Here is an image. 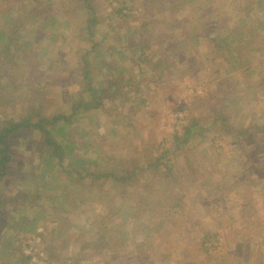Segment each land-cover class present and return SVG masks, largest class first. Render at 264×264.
Segmentation results:
<instances>
[{"label":"rangeland","instance_id":"obj_1","mask_svg":"<svg viewBox=\"0 0 264 264\" xmlns=\"http://www.w3.org/2000/svg\"><path fill=\"white\" fill-rule=\"evenodd\" d=\"M238 1L240 7L235 6ZM94 2L98 23L91 43L78 29L93 16L91 10L79 9L78 18L65 8L68 0H0V129L32 108L42 109L46 116L64 114L69 116L65 128L61 123L46 124L51 141L61 140L66 153L86 151L81 167L86 173L98 165L105 169L99 173L116 169L118 176L127 177L145 164L157 167L150 168L154 175L139 173L136 182L69 178L58 157L53 158L55 149L59 155L60 144L51 145L45 132L23 128L12 133L8 137L12 159L0 185V199L6 195V209L15 212H8L12 217L8 222L6 216L0 218V234L6 232L13 239L0 245V264H264V3ZM214 22L222 36H234L222 45L216 38L214 44L215 34L205 28ZM11 29L17 31L18 44L36 52V65L24 76L26 83L20 78L13 83L11 74L1 71L14 63L4 45ZM182 37H196L198 42L181 41ZM172 43L171 59L154 66ZM11 44L15 52L16 44ZM78 61L87 64L92 85L103 89L97 107L93 100L94 109L81 106L72 115V103L92 96L85 90L88 83L82 70L68 73ZM162 67L165 71H160ZM59 71L61 78L53 79L51 75ZM142 81L143 86L147 83L143 89ZM121 82L133 87L119 88ZM163 83L170 86L163 90ZM202 94L201 99L195 97ZM144 95L155 100L141 103ZM164 101L163 114H156ZM220 108L241 130L252 124L260 127H253V135L239 136V128L227 134L220 119L192 144L180 146L177 153L171 150L175 133H182L190 116L209 125ZM131 114L135 115L127 118ZM42 188L61 193L59 197L65 191L68 200L58 198L57 216L23 225L33 210L9 208L14 207L11 198L27 205L24 193L32 192L28 205L33 209L36 192L40 202L46 201ZM250 188L255 204L244 207ZM177 201L184 207L171 209L169 205Z\"/></svg>","mask_w":264,"mask_h":264},{"label":"trees","instance_id":"obj_2","mask_svg":"<svg viewBox=\"0 0 264 264\" xmlns=\"http://www.w3.org/2000/svg\"><path fill=\"white\" fill-rule=\"evenodd\" d=\"M38 1V0H37ZM262 2H264L263 0H260ZM69 4L67 7H65L68 11H70L72 14H76V16H78V18H81L82 17V13L79 12L78 10L79 9H87V10H91L92 13H91V18L90 16L87 17L86 20V24L85 25H81V23H79L78 25V29L79 31L81 32L82 36L81 38L85 39V40H89L91 43L94 42V39H93V34L96 33L97 31V28L96 26H94V24H97L98 23V15L95 13L96 12V6H95V2L94 0H68ZM40 3V2H39ZM74 5V7H73ZM11 18V17H10ZM13 21L15 20V17L13 16L11 18ZM19 23H20V20H19ZM19 23L17 25H19ZM208 23V22H207ZM216 22L212 23L209 27L205 26V28H211V33L213 32V34H215V37H213L211 39V41L216 44L215 42V39H220L221 40V43L218 42V45L219 44H224L225 41H228V38L230 36V38L233 35H225V36H222V34L220 33L219 29L216 27L215 25ZM214 24V25H213ZM18 28V27H17ZM17 31H14V30H10L9 31V38H8V41L6 43H4L5 46V50L7 51V58H12L14 61V63H7L5 66L6 68H2L1 71H4V72H8L10 73V79H12V82L14 83V81L16 80V78H20V79H24V76L31 72L32 69L34 68V66L36 65V62L37 60L34 58L36 52L32 49V48H28V47H25L22 45V43L18 44L19 41H20V38H15V36L17 35L16 33ZM84 32V33H82ZM4 33V32H3ZM2 33V35H3ZM21 33V32H19ZM209 33V35L211 34ZM220 34L221 36L219 37ZM218 35V37H216ZM2 37V36H1ZM169 37V36H167ZM195 37H193L194 39ZM16 41V42H15ZM181 41H185V37H182L181 38ZM183 43V42H181ZM234 42L237 41V37L234 38L233 40ZM13 43L15 45V52H12L11 51V46ZM178 44V45H179ZM228 47L229 49L231 48V42H228ZM241 44V43H240ZM239 44V45H240ZM97 46V44H96ZM175 46L174 43H172V45L170 46H167V53L166 54H162V58H159L158 60L154 61V66H161V64H165L164 61H166V63L171 59V51L173 49V47ZM261 47H264V43H262ZM135 48V47H134ZM261 48H257V51L260 50ZM170 50V51H169ZM12 52V53H11ZM182 52L183 50L181 51L179 57H181L182 55ZM178 53V52H177ZM12 56V57H11ZM12 59H10V61H12ZM235 59H238V58H235ZM143 61L145 62H149L146 57H144L142 59ZM213 61V59H212ZM5 63V62H4ZM106 65H107V62L105 61ZM176 63V61L173 63L170 62V64H174ZM1 64V63H0ZM46 64V63H45ZM78 67L77 68H74V69H68V73L69 72H74L76 73V71H78L79 69L82 70L84 72V77L88 83V87L87 89H85L86 91L90 92V94L92 95L91 96V99L89 100H84V98H80L78 102H74L72 103L73 104V107H72V115L75 114L78 109L82 106L85 110H92L94 109L93 105H92V102L93 100L96 101L95 103V106L98 105V102H99V95L101 93V90L103 89H97L96 87H94L92 85V75H89V71L87 70V64L85 63L84 65H81L78 61ZM80 64V65H79ZM194 64V63H192ZM245 65V64H244ZM4 66V67H5ZM13 67L15 68V71H13ZM105 67V66H103ZM63 69H61L62 71ZM61 71L59 72H55L51 75V77L53 79H56V78H61ZM160 71H165V69L162 67V69ZM63 81H67L66 79H62ZM224 85V82L222 81V84L220 86ZM163 90L167 89L169 86L168 84H165L163 83ZM229 93V92H228ZM231 94H234V93H231ZM72 97V96H71ZM234 98H237L236 96H234ZM222 101L224 102V97L222 99ZM42 110V109H41ZM39 108H32V109H29L27 110V113L25 116H22V117H19V119H16V118H11L10 119V123L8 126H3L1 129H0V182L2 180V178L8 173V170H9V163L11 162V159H12V156H11V147H10V140L8 139V137L12 134V133H16L17 131H20L22 130L23 128H31L33 131H38L40 133L42 132H45V136L44 138H46V140H50L51 141V137H50V131L49 129L46 127V124H56V123H61L64 128L67 126L68 122H69V116H66L64 114L60 115V114H57V115H53V116H46L45 113H43V110L41 111ZM220 109H215L214 111H216V115L214 117L211 118V120L209 121V125L207 124V126H203L201 124V120L197 117H194V116H190L189 119H188V122L187 124L183 125L182 127V133L179 134V133H175V140L173 141L174 143V146L173 148L171 149L174 153H177V150L179 149L180 146H184V145H187L188 142L196 135V134H202V130L204 129H211V127H215L216 124L218 123V120H222L221 124H222V128H224V132L225 133H230V132H236L237 131V128L239 127H236L235 125H233L231 122L229 123L228 121V116L229 115H226V113L224 112H221ZM218 111V112H217ZM260 127L259 124L257 125H251V126H248L247 128H245L244 130H241V128H239V131H237L238 135L241 136V135H244V136H248L250 134H254V131L252 130L253 127ZM62 141H64L63 139L65 138H62ZM48 141H43L42 143L44 142H47ZM61 140H58L57 137H54V139H52V141L50 142L51 145L55 146L58 144H60ZM57 149H59V146H56ZM55 147V148H56ZM65 148V145L62 143V145L60 144V151H59V155H58V152L56 151V149L52 152L53 154V158L58 157V162H59V166L64 169V161L65 159L67 158L66 156V150L64 149ZM71 153V151H69ZM73 158V157H72ZM76 164L73 163L72 165H69V168L66 169V172L69 176V178H78L79 180H83L85 177H94L96 180L97 179H100V178H112L113 180H132L134 182H136V180H139L138 177V174L136 175L134 173V175H129L127 177H125V175H122V176H118L116 174H113V173H94V172H85V169L81 168L80 166H75ZM150 167H157L156 164H150ZM84 172V173H83ZM136 179V180H134ZM81 183V182H80ZM253 191L254 189H248L247 190V193L245 195V199L243 200V204H244V207L246 206L247 203H250L252 206H254L255 203H251L252 202V194H253ZM182 199V198H180ZM179 207V208H183L184 207V203L180 204L178 201L175 202V203H171L169 205V207L171 209H173V207ZM183 206V207H182ZM205 240H209L210 237H204ZM240 246V245H239ZM237 253H241V250H237L236 251ZM145 254H143V257H147V253L144 251ZM142 257V259H143ZM149 260V259H148ZM148 262V261H147Z\"/></svg>","mask_w":264,"mask_h":264},{"label":"crops","instance_id":"obj_3","mask_svg":"<svg viewBox=\"0 0 264 264\" xmlns=\"http://www.w3.org/2000/svg\"><path fill=\"white\" fill-rule=\"evenodd\" d=\"M246 2H248V1H250V0H245ZM259 2H260V0H258ZM264 1V0H263ZM234 2H235V0H234ZM240 2L241 1H238V2H236V3H238V4H236L235 6H238V7H240L241 6V4H240ZM258 2V3H259ZM264 3V2H263ZM251 12H255V10L253 9ZM173 30H174V28H172ZM190 31V29H188V30H186V32H189ZM189 40L190 41H193L194 43H197L198 41H196V37L194 38V39H192V38H187V39H185V41H188L189 42ZM191 44H192V42H191ZM191 48V47H190ZM195 48H197V47H195ZM192 49L194 50V47H192ZM195 51V50H194ZM192 63H195V61H192ZM137 76H138V74H137ZM144 79V78H143ZM148 80H150L151 81V78H149ZM143 81L141 82V86H142V89H143V87L147 84V83H145V85L143 86ZM118 85V87L119 88H123V89H130V88H132L133 86L131 85V83L130 82H126V83H123V82H121V83H117ZM120 84V85H119ZM148 84H150L151 85V83L149 82ZM190 89V88H189ZM191 90L193 91V88H191ZM150 92V91H149ZM118 94H121V93H118ZM143 94H145L146 95V91H145V89L143 90ZM145 95H144V97H142L141 99H140V102L141 103H144L145 101L148 103V102H150L151 100H155V98H154V96L153 97H151V96H149L148 97V100H147V98L145 97ZM184 95V94H183ZM203 96V94L202 95H200V96H195L196 98H203L202 97ZM168 95H166L163 99H165L166 101L168 100ZM195 98V99H196ZM134 99H132L131 100V105H129L130 106V108H132L133 107V103H134ZM153 102V101H152ZM152 102H151V104H152ZM166 103H165V101H164V105H163V107L162 108H160L157 112H156V114L157 113H160V114H163V112H161V111H163V108H165L166 109ZM97 107V106H96ZM155 114V115H156ZM133 115H135V114H131V115H129L127 118H129V117H131V116H133ZM201 122V124L205 127V126H207V124L206 123H204V122H202V121H200ZM115 128V127H114ZM203 131V133H204V131H205V129L204 130H202ZM160 132L162 133V135L161 136H163V131H161L160 130ZM95 136H99V133H96V135ZM95 136H91L90 137V139L91 140H93V139H95L96 137ZM200 135L199 134H196L189 142H188V144H192L193 142H195L196 141V139L199 137ZM161 139L162 138H160L159 139V141L161 142ZM158 141V140H157ZM219 150V149H218ZM221 151V150H220ZM214 152H216V150L214 151ZM66 156H67V160H68V163H67V165H65V161H64V171H65V169H68L69 168V165H72L73 163H75L76 165L75 166H80V167H82V165L86 162V160H85V158H86V156H87V153H86V151H84L83 153H81V154H79V155H76V154H71L70 152H67L66 153ZM73 157V158H72ZM65 159V160H66ZM93 161H96V160H93ZM97 165V163H95V165H94V167ZM150 164H145V165H143V167H141L139 170H136L135 172H130V175H134V173L137 175V174H139V173H141L142 175H146V174H148V175H154V173L153 172H151V170H150ZM48 170H50V169H48ZM105 170V169H104ZM104 170H101V169H98V165L95 167V169H94V173H99V172H103ZM91 171H93V168H92V170ZM108 171V170H107ZM8 172H9V170H8ZM116 172H117V170L116 169H111V170H109L108 172H106V173H113V174H116ZM8 174V173H7ZM116 175H118V174H116ZM7 176V175H6ZM6 176H4L3 178H2V180H1V182H0V185H1V183H3L4 182V178L6 177ZM40 176L42 177V175L40 174ZM143 177V176H142ZM43 184H47V186H51L52 185V183H48V182H50V181H44L43 180ZM59 186H61V184L59 185ZM59 186H56V188H58ZM39 190V189H38ZM42 190H44V191H46L47 193H46V198H42V199H46V201L45 202H43L42 201V199H41V201L42 202H40L39 201V196L41 197V195H39V193L38 192H36V195H35V199H33V200H36L35 202H33V209H31V207L28 205L29 204V201H31V195H32V192L31 193H24L25 195V198L27 199L26 200V202H25V204H27V205H21L20 204V202L15 198L14 199V197L13 198H11L12 200H11V202L14 204V207H9V208H15V209H18V210H20L21 208H24L25 209V211H32L31 213H32V215H27L28 217L27 218H25V222H24V224L23 225H26L27 223L29 224H31V225H33V221H35L36 220V218H37V222L38 223H41L42 221H44V220H49L50 218H52L51 216L53 215V216H57L58 215V213H57V207L59 206L58 204H57V201H58V198H59V200H61V201H63V200H68V197H67V195H65V196H63L66 192L64 191V194L61 196V197H59V195H61V193L59 194L58 192H54V191H49L47 188H42ZM14 192H15V189H13V194H14ZM41 192V191H40ZM52 194H51V193ZM60 192H62V191H60ZM4 194H5V192H3ZM3 193H1V195H4ZM49 193V194H48ZM15 196H16V194H15ZM43 196V195H42ZM5 197L6 198H1L0 199V218H5V216L7 217V222H8V220L9 219H12V217L10 216V215H8L10 212H15L13 209H6V207L8 206V205H5L6 204V202L7 201H9L8 200V198H7V196L5 195ZM47 202V204L45 205L44 203H46ZM53 203V204H52ZM36 210V211H35ZM9 212V213H8ZM41 215H43V217H41ZM18 217H17V215H15V217H14V221L15 220H18L17 219ZM40 218V219H39ZM1 220V219H0ZM20 221V220H19ZM15 225V224H14ZM23 225H22V223L20 222V226H22V231L24 230L23 229ZM12 226V225H11ZM15 228H16V230H18L19 229V227L18 226H15ZM8 229H10L9 227H8ZM6 233V232H5ZM2 233V234H0V245L3 243V241L4 240H6V239H8V240H11V239H13V238H11L13 235H10V236H8V234L6 233ZM3 234H5V235H3ZM11 234V233H10ZM18 233H15L14 235H17Z\"/></svg>","mask_w":264,"mask_h":264},{"label":"built area","instance_id":"obj_4","mask_svg":"<svg viewBox=\"0 0 264 264\" xmlns=\"http://www.w3.org/2000/svg\"><path fill=\"white\" fill-rule=\"evenodd\" d=\"M37 254H38V252H37ZM41 257H42V255H40Z\"/></svg>","mask_w":264,"mask_h":264}]
</instances>
